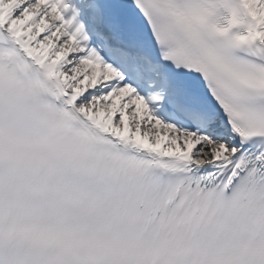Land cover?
<instances>
[{
  "label": "snow or ice",
  "instance_id": "1",
  "mask_svg": "<svg viewBox=\"0 0 264 264\" xmlns=\"http://www.w3.org/2000/svg\"><path fill=\"white\" fill-rule=\"evenodd\" d=\"M236 4L209 41L199 0H0V264H150L169 208L120 188L264 203V0ZM245 252L264 264V238Z\"/></svg>",
  "mask_w": 264,
  "mask_h": 264
},
{
  "label": "clouds",
  "instance_id": "2",
  "mask_svg": "<svg viewBox=\"0 0 264 264\" xmlns=\"http://www.w3.org/2000/svg\"><path fill=\"white\" fill-rule=\"evenodd\" d=\"M200 15L194 23L207 40L234 38L240 20L236 0H199ZM234 20L236 21L234 23ZM9 46H0V56ZM20 83L27 86L44 80L55 82L25 58ZM55 99V98H51ZM179 196L180 201L172 206ZM241 189H180L125 187L114 192L118 205L133 201L138 205L155 200L169 208V220L148 232V242L160 251L150 264H248L245 249L249 242L264 238V203H250Z\"/></svg>",
  "mask_w": 264,
  "mask_h": 264
}]
</instances>
